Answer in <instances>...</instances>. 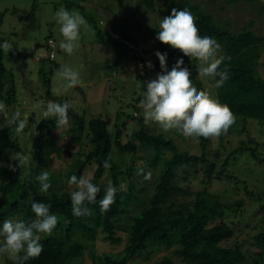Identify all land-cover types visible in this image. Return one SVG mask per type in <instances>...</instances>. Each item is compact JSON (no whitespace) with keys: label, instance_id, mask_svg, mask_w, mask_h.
Listing matches in <instances>:
<instances>
[{"label":"rangeland","instance_id":"rangeland-1","mask_svg":"<svg viewBox=\"0 0 264 264\" xmlns=\"http://www.w3.org/2000/svg\"><path fill=\"white\" fill-rule=\"evenodd\" d=\"M168 1L171 0H153L152 8H147L143 0H37L31 12L34 0H0V13H3L0 38L13 43V49L4 52L3 57L16 91V102L11 107L21 112V118L29 113V124L20 134L16 133L15 124L4 118L0 120V127L10 131L11 138L19 144L22 154L28 156L29 163L20 167L18 161L11 159L17 152L8 150L0 154V167L9 169L11 163L16 166L15 174L21 181L39 185L41 183L36 177L47 171L51 184L49 190L70 194L77 190L76 185L70 184L69 180L75 175L78 162L90 150L89 138L85 132L81 140L77 141L71 131L73 124L70 120L68 127L57 128L51 125L54 118L43 117L45 107H33L35 102L49 101L47 91L57 99L70 100L73 108L84 119L96 117L106 121L112 135L116 127L125 123L122 142L130 140L136 130L142 129L170 137L177 146V153L200 154L202 150L198 138H185L175 129L164 132L158 123L145 122L144 109L140 105L147 83L137 80L135 72H141L143 68L136 63L133 54L142 55L144 50H149L152 54L144 53L142 60L145 63L150 60L154 64L156 51L161 52L155 30L163 19L161 9ZM185 1L199 3L206 13L212 14L217 24L227 27L232 33L251 30L264 38V0H173L177 4ZM61 7L80 12L87 21V26L81 28L79 47L71 55L59 48L64 38L60 25L56 23L55 13ZM124 35L128 41L123 40ZM48 38L54 44L52 59L48 56L51 48ZM170 48L177 55L183 54L178 49ZM136 57L138 59V55ZM175 59H168L170 70L176 63ZM63 66L79 72L82 86L77 85L64 93L67 81L59 75ZM200 67L203 65L197 59L188 62L189 72L195 74V80L192 81L194 86L216 97L215 80L199 77ZM256 67L260 76L264 77V51ZM44 78L49 79V86L44 84ZM235 117L236 121L227 134L208 138L205 150L208 157L215 159L220 170L221 161L231 151L241 147L226 167L238 180L212 179L206 183L202 165L176 163L172 165L175 172L173 183L186 192L188 200L203 190L219 196L225 206L221 220L234 231V235L222 243L223 246L238 244L248 255L260 253L264 260V238L260 241L254 239L255 235L264 234V162L255 158V155L264 157V124L254 120L244 122L240 117ZM42 120L45 122L43 132L46 139L39 137L37 129ZM242 141L244 144L241 145ZM216 152H219L218 158L214 157ZM172 155L167 150L161 152L154 165L151 161L156 154L150 145L138 143L137 151L132 153L112 145L110 156L123 170L124 174L119 179L129 192L116 228V235L121 237V241L117 245H110L101 233L97 234L95 241L83 240L89 245L76 261L91 264L89 251L92 249L101 254H122L130 217L148 206L154 187L166 168L165 160ZM94 169L95 163H89L81 176H90ZM140 169L144 173L151 171V178L145 179ZM11 178V173L0 175V184ZM110 184V173L105 171L100 179V187L106 190ZM20 217L21 212H17L6 220ZM176 249L153 244L130 262L157 264L168 256L180 263L181 258L175 254ZM9 261L6 255H0V264H8Z\"/></svg>","mask_w":264,"mask_h":264},{"label":"trees","instance_id":"trees-1","mask_svg":"<svg viewBox=\"0 0 264 264\" xmlns=\"http://www.w3.org/2000/svg\"><path fill=\"white\" fill-rule=\"evenodd\" d=\"M36 1L34 0L31 12L35 9ZM143 2L147 8H152L154 4L153 0H143ZM172 8H176L178 11L187 8L196 18L200 35L212 37L221 46L220 55L225 59L220 65V70L226 68L229 78L222 87H215V94L220 103L228 105L232 113L244 122L254 120L264 124V77L260 76L256 67L260 54L264 51V38L251 30L232 33L227 27L217 24L212 14L206 13L199 3L185 1L177 4L173 0L168 1L161 9L163 18L171 15ZM2 18L3 13H0V25ZM158 32L159 28L155 30L156 36ZM100 37L102 41L101 34ZM122 38L124 41H128L126 35ZM48 40L51 39L48 38ZM3 42L4 40L0 38V44ZM158 42L161 52L167 53L168 70H170L168 59L176 57L174 61H177L182 58L184 61L182 66L187 68L190 60H196L183 54L177 55L170 45L159 40ZM144 53L148 54L151 51L144 50ZM143 54L134 53L135 61L142 60ZM3 57L4 51L0 49V101L7 105L9 113L11 111L14 113V107L11 105L13 106V103L16 102L15 85L4 65ZM154 57L155 67L152 74L135 72L139 82L147 83L148 78L155 79L158 73H162L159 59L156 55ZM190 74V78L194 81L195 74L192 72ZM217 79L219 77L214 79L215 83ZM43 82L49 86L48 78H44ZM46 97L49 101L61 103L67 100L66 98L57 99L51 96L48 91ZM68 115L73 124L71 131L74 133V138L80 141L86 132L90 142V150L78 162L75 175L79 179L86 166L94 162L95 169L90 176L93 178L92 183L99 187L100 179L105 171L110 173L112 186L119 189L121 185L119 177L124 174L123 170L113 160L110 168L106 169L103 166L104 161L111 155L113 144L118 149L130 153L137 151L138 143L150 145L156 154L151 161L154 165L157 164L161 152L167 150L173 153L170 158L165 160L166 168L154 187V193L148 206L130 217L122 254L113 256L101 254L92 249L89 251L91 264H139L130 262V260L153 244L165 248L177 247L175 254L181 258L178 263L165 256L157 264H264L260 253L250 256L238 244L223 246L222 243L228 241L234 235V231L221 220L225 213V206L219 196L203 190L195 193L192 200H188L186 192L173 183L175 172L172 165L176 163L202 165L206 183L212 179L221 180L223 178L237 181V177L230 174L226 167L231 157L240 151L241 147L231 151L221 161L220 170H218L215 159L208 157L205 150L208 138H198L202 150L200 154L177 153L176 144L170 137L162 133L154 134L139 129L133 133L130 140L122 142L125 123L116 127L112 135L103 119L94 117L86 120L74 108L69 110ZM3 118V115L0 114V120ZM44 125L45 122L42 120L37 126L39 137L42 139H46L43 132ZM51 125H56L55 120L51 121ZM15 127H17L16 124ZM242 144H244L243 141ZM8 150L22 153L19 144L11 138L10 131L0 127V154ZM218 154L219 152L214 153V157L218 158ZM255 158L258 159L257 161L264 162V157L255 155ZM10 173L12 178L0 184V228L8 217H12L17 212H21L20 219L26 222L36 219L31 210L33 202L50 204V212L59 217L58 224L51 236L41 234V244L43 245L41 255L38 258H30L24 264H81V261L75 259L89 245L83 240L95 241L97 234L101 233L103 239L110 245H117L121 241V237L116 235V228L121 219V213L125 209V203L128 201L129 192L118 190L115 203L111 205L109 211L102 213L100 200L104 197L105 190L100 187L96 202L87 204L92 214L76 217L72 213L70 193L52 190L41 193V185L38 183L21 181L15 172L0 167L1 176ZM181 192L182 194L179 195ZM263 238L264 234L254 236L257 241ZM2 241L3 237H0V243ZM8 264H14V262L10 260Z\"/></svg>","mask_w":264,"mask_h":264},{"label":"clouds","instance_id":"clouds-1","mask_svg":"<svg viewBox=\"0 0 264 264\" xmlns=\"http://www.w3.org/2000/svg\"><path fill=\"white\" fill-rule=\"evenodd\" d=\"M56 23L60 25V32L63 40L59 48L71 55L78 47L81 39V28L87 26V21L80 12L69 11L61 7L55 13ZM160 42L165 43L180 50L184 56L200 61L203 67L198 68V76L209 77L216 80L215 87L220 88L227 81L228 72L225 68L220 70V65L225 57L220 55V45L209 36H201L196 24V18L187 9L177 10L172 8L171 15L164 17L159 24V32L156 36ZM0 49L8 53L13 49V43L5 40L0 44ZM162 73H158L155 79L147 82V89L143 93L140 101L144 109L145 122L154 121L159 124L164 132L170 130L180 131L185 138H210L227 134L229 128L235 123L236 117L226 104H221L217 97L211 95L209 91L198 90L190 78L187 67H183L182 58L177 59L175 65L169 71L167 68V53L156 51ZM147 66L152 68L151 61ZM60 77L67 81L64 86V93L67 90L82 86L79 72L69 66H63ZM139 86V85H138ZM62 94V93H57ZM45 107L43 117L45 119L54 118L57 128L69 126V110L74 106L70 100L35 102L33 107ZM0 114L11 124H16L17 134H20L29 124V113L21 118V112L15 111L9 115L7 105L0 101ZM18 161L19 166L29 163V158L20 152L11 157ZM112 157L104 161V168L111 167ZM13 172L16 166L8 165ZM145 179L151 178V171L144 173ZM41 183V193H46L51 184L50 175L47 171L36 177ZM91 176L76 175L70 177L69 183L76 185L77 190L71 192L72 213L76 217L91 215V210L87 204H94L100 187L92 183ZM126 191V185L121 184L119 189L111 184L106 188L104 197L100 200V210L106 213L115 203L117 191ZM51 205L42 202H33L31 210L36 219L26 222L23 219H8L3 222L0 228V255H6L14 264H24L30 258H38L43 252L41 244V234L51 236L56 228L59 217L50 212Z\"/></svg>","mask_w":264,"mask_h":264},{"label":"built area","instance_id":"built-area-1","mask_svg":"<svg viewBox=\"0 0 264 264\" xmlns=\"http://www.w3.org/2000/svg\"><path fill=\"white\" fill-rule=\"evenodd\" d=\"M48 45L51 47V48L49 49L48 54H49V57L52 58V57L54 56V49H53L54 44H53L52 40H48ZM141 61H143V60L139 59V60H137V62H136V63H139V67H142V68H143V70H142L141 72H140V71H139V72H140L141 74H147V75L152 74L155 65L152 64V65H153L152 68H147V63H145V61H143V62H141ZM149 61H150V60H149ZM137 68H138V67H137Z\"/></svg>","mask_w":264,"mask_h":264}]
</instances>
